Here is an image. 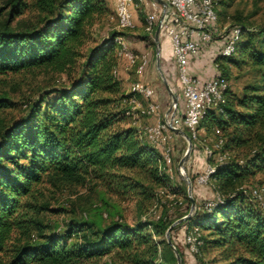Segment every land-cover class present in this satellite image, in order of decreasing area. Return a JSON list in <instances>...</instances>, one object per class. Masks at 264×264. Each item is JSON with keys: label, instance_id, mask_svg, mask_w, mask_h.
Instances as JSON below:
<instances>
[{"label": "trees", "instance_id": "16d2710c", "mask_svg": "<svg viewBox=\"0 0 264 264\" xmlns=\"http://www.w3.org/2000/svg\"><path fill=\"white\" fill-rule=\"evenodd\" d=\"M25 12L33 17L18 19ZM111 14L104 0L0 3V75L46 71L68 79L0 129V264H78L111 253L134 264H176L170 246L152 238L162 237L170 225L163 217L133 225L111 221L99 228L81 221L60 234L42 233L37 219L48 208L38 190L44 183L98 181L145 198L152 196L149 185H170L160 153L139 138L124 114L130 94L120 93L115 39L130 35L111 29L95 37V26ZM234 27L240 29L234 53H218L214 63L225 78L221 61L248 64L258 70V80L241 95L227 89L220 109L207 110L202 118L199 127L218 130L228 154L212 174L222 202L195 210L179 225L199 228V251L216 250L213 263L264 264V213L239 191L251 178L264 176V25ZM9 106L0 96V108ZM33 230L41 232L36 240ZM158 244L164 246L163 263L156 262Z\"/></svg>", "mask_w": 264, "mask_h": 264}, {"label": "rangeland", "instance_id": "374dc122", "mask_svg": "<svg viewBox=\"0 0 264 264\" xmlns=\"http://www.w3.org/2000/svg\"><path fill=\"white\" fill-rule=\"evenodd\" d=\"M3 1L5 0H0V3ZM213 1L217 3L218 0ZM145 10L147 9L142 4H138L135 7L137 21L133 18L135 26L123 29L126 34L130 35L129 38H123V40L127 48L138 55L143 54L144 50L149 52L145 69L147 73L149 72L152 75L153 81H148L147 83L153 87L156 85L165 91L162 79L156 69L154 32L147 33L144 31ZM215 11L217 20L213 25V29L217 33V36L211 41V48L207 49L208 51L206 50V54L201 53L207 60L206 64L209 62L210 67H213V64H215V57L219 53L213 47L214 42L225 40L232 27L243 25L253 29L264 25V0H220V4L217 3L215 5ZM113 12L114 10L112 14ZM32 17L33 14L25 12L18 19H30ZM138 22L140 23L139 26ZM111 29L117 30L116 22L104 19L100 25L95 26V37L100 39L104 35L106 36ZM165 34V32H162L161 35L164 36L166 43L171 48L169 37H166ZM139 35H146L147 37L142 40L138 38ZM245 37L246 35H243L240 40ZM120 58L118 60L119 68L117 67V75L121 81L120 93L127 95L129 94L131 84L137 79L134 72L135 66H127L122 57ZM221 65L225 67V76L229 83V90L235 95H241L244 86L258 80V70L248 64L232 65L221 61ZM163 66V76L176 97L175 116L181 120L182 112L180 109L184 108V105L177 88L175 64H173L172 60H168ZM142 80L144 81V78ZM67 82L68 79L65 74H55L46 71H24L0 75V96L6 97L11 102V106L0 108V129L18 121L27 109L26 105H29L30 102L44 91L52 87L67 84ZM141 102L145 104V101L142 99ZM171 105L170 97L166 96L163 111L160 112V119L166 114L164 111L171 107ZM173 110L174 108L171 107V111ZM136 114H138L136 120H139L141 125L148 124L149 115ZM129 120L134 125V119L129 117ZM181 128L186 133L182 124ZM219 136L220 132L214 129L205 130V127L200 126L198 128V139H189L191 150L183 161V171L181 172L179 163L184 157L188 143L179 134L172 133L171 140L167 144V147L170 148L171 157L169 165L172 176L170 185L168 188L163 189L162 194L159 193L161 187L149 185L148 187L151 189L149 188L150 190L148 191L152 193V196L149 198H145L142 195L134 196L131 193L118 192L111 185L91 180H86L81 185L42 184L38 188L39 192L42 193L41 200L48 203V208L41 210L37 214V219L41 227H43L44 232L42 233L54 232L60 234L69 225H74L75 222L81 221H91L95 224V227L99 228L106 226L111 221H120L133 225L140 220L154 221L159 217H163L166 221L171 222L170 225L173 224L172 230H169L170 244L167 243L165 234L162 237H155L154 241L163 239L170 246L174 256L175 252L178 254L175 249L176 247L182 254L183 264H219L218 262L213 263L217 259L216 250L191 251L189 244L185 240L186 225H179L181 222H176L188 214L192 216L195 210L203 208L206 203L212 202L215 199L216 194H219L216 183L213 180L206 184H198L195 181L196 177L203 172L207 160L209 161L204 152V146L212 147ZM184 176L189 178V184L185 181ZM189 185L190 189L188 188ZM188 189L190 190L189 193ZM239 191L264 213V176L261 174L256 175L243 184L239 188ZM257 195H260L262 199L259 200ZM192 201L195 206L191 210ZM31 234L35 235L36 240V237L38 238L41 232L33 230ZM72 241H75V236L69 240V242ZM31 242L33 241L31 240ZM163 247L162 244H158V251L160 252L156 261L157 263H163ZM78 264L134 263L125 256H117L111 253L101 258L84 259L78 262Z\"/></svg>", "mask_w": 264, "mask_h": 264}, {"label": "built area", "instance_id": "2783aa9c", "mask_svg": "<svg viewBox=\"0 0 264 264\" xmlns=\"http://www.w3.org/2000/svg\"><path fill=\"white\" fill-rule=\"evenodd\" d=\"M160 1L166 5L157 0H115L114 12L110 15L109 20L116 22L117 30L133 28L135 24L132 9L138 4H142L147 9L144 18L145 31L153 33L159 26V31H164L169 37L175 64L177 88L184 105L182 119L179 120L175 114L170 118V114L166 113L162 119L158 117L154 124L136 127V130L140 139H146L158 150L162 161L161 169L171 179L170 148L167 147V144L171 140V134L175 133L173 128L182 129V124L189 139H198V128L202 118L207 110L220 109L221 105L225 103V93L229 89V83L221 74L217 64H214L216 73L208 80H201L188 71V58L197 55L202 47L209 46L213 38L217 36L213 29L217 20L215 11L217 3L213 0ZM239 36L240 29L233 27L225 38L219 54L224 57L233 54ZM115 41L118 57L125 58L130 67L135 66L134 72L138 77L130 86V95L126 99L127 108L124 114L134 120L138 117L136 113L149 116L158 115V105L152 101L153 88L140 79L147 62L146 55H138L130 51L122 37H117ZM141 99L145 101V104H142ZM172 108L176 111V105L172 104ZM169 121L171 125H169ZM223 144L224 139L219 136L212 147L204 146V152L209 161L207 160L203 172L196 177V183L206 184L213 180L212 174L215 171V165L227 160L228 154L222 150ZM166 188L168 187H161L159 193L162 194L163 189ZM257 198L262 199L260 195H257ZM220 202H222V197L216 194L215 199L206 203L203 208L211 210ZM152 238L155 240L154 236ZM185 240L191 251L198 252L203 242L199 228L194 225L189 227L186 230Z\"/></svg>", "mask_w": 264, "mask_h": 264}, {"label": "crops", "instance_id": "0c3cea01", "mask_svg": "<svg viewBox=\"0 0 264 264\" xmlns=\"http://www.w3.org/2000/svg\"><path fill=\"white\" fill-rule=\"evenodd\" d=\"M104 1H105L106 6L111 11H113L115 8V0H104ZM132 10H133V18H135V20L137 21V15L135 13V7ZM139 25H140V23L138 22V26ZM144 31H145V28H144ZM163 33H164V31H163ZM161 34H162V31H159V66H160L161 71L163 72V68H164L163 65L165 63H167L168 60H172V62L174 64V59H173V56L171 54L170 46L168 45V43H166L164 36H162ZM165 36L167 37L166 34H165ZM224 42H225V40H219L217 42H214L213 47L216 48L218 51H220V49L224 45ZM210 45L202 47L200 52L197 55L190 56L188 58V71H189V73L199 77L201 80H208V79L212 78L214 76V74L216 73L215 65L213 64V67L212 66L210 67L208 64L209 62L206 64L207 60H206L205 56L203 57L201 54V53H204V55H205L206 54L205 52H207L211 48ZM143 54L146 55V58L148 60L149 52L144 50ZM120 59L121 58L119 57L118 60H120ZM122 60H124V62L127 64V66H129L128 62L125 58L123 59V57H122ZM146 64H147V62H146ZM118 68H119V62H118ZM145 68H144L143 74L140 77V79L142 80L144 78V81L143 80L142 81L145 83H147L148 81H153L152 75H150L149 72L147 73V70ZM118 73H119V71H118ZM147 84H149V83H147ZM149 85L152 86L151 84H149ZM152 88L154 91L152 101L158 105V115L149 116L148 124H154L158 120V117H160V112H162L163 108H164L163 105L165 103V98H166V96L167 97L169 96L165 87H164L165 91H163V89H160V87H158L156 85L154 87L152 86ZM167 110H168V108H167ZM167 110L164 112L166 113ZM180 111L183 113V107L180 109ZM133 123H134L135 127L145 126V125H141L139 120H134Z\"/></svg>", "mask_w": 264, "mask_h": 264}, {"label": "water", "instance_id": "95a60500", "mask_svg": "<svg viewBox=\"0 0 264 264\" xmlns=\"http://www.w3.org/2000/svg\"><path fill=\"white\" fill-rule=\"evenodd\" d=\"M157 1L160 2V3H162V4H164V5H166L164 2H162L160 0H157ZM153 40H154V44H155L156 69H157V71H158V73H159V75H160V77L162 79V83H163V85H164V87H165V89H166V91H167V93H168V95L170 97L171 103L173 105H176V97H175L173 91L171 90V88H170L167 80L163 76V73H162V71L160 69V66H159V26H157L155 28V30H154ZM171 107H172V105H171ZM171 107H169L168 110H167V112H166L167 114H170V116H171L170 118H172L174 116V114H175V110L171 111ZM169 125H171V122L170 121H169ZM173 130H174V132L176 134H179L181 137H183L184 139H186V141L188 143L187 149H186L185 154H184V157H183V159L179 163V168L183 171L182 164H183V161L187 158V156H188V154H189V152L191 150V143L189 141L188 135L182 129L173 128ZM184 178H185V181L189 184L190 183L189 178L187 176H184ZM188 188L190 189V185H189ZM189 189H188V193L190 192ZM194 206H195V204L192 201L191 202V210L194 209ZM190 216H191V214H188L186 216H183L182 218L178 219V221H176V222H182V221H184L186 218H188ZM172 226H173V224L170 225V226H168V228L166 229V232H165L166 241H167L168 244H170V240H169V230L171 229ZM175 258H176L177 264H181L180 257H179V255L176 252H175Z\"/></svg>", "mask_w": 264, "mask_h": 264}, {"label": "bare ground", "instance_id": "6f19581e", "mask_svg": "<svg viewBox=\"0 0 264 264\" xmlns=\"http://www.w3.org/2000/svg\"><path fill=\"white\" fill-rule=\"evenodd\" d=\"M180 171L182 172V170L180 169Z\"/></svg>", "mask_w": 264, "mask_h": 264}]
</instances>
